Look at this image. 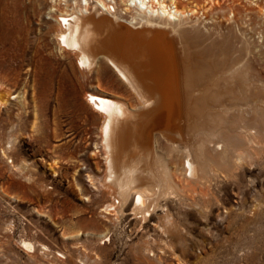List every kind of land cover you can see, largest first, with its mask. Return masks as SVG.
<instances>
[{"label": "rangeland", "instance_id": "obj_1", "mask_svg": "<svg viewBox=\"0 0 264 264\" xmlns=\"http://www.w3.org/2000/svg\"><path fill=\"white\" fill-rule=\"evenodd\" d=\"M179 1L197 12L156 30L168 33L176 54L200 44L234 68V81L218 79L210 95L219 102L210 101L202 121L183 109L172 132L198 155L197 179L186 177V155L163 129L152 131L148 159L147 143L126 144L125 163L141 161L138 187L152 189L146 216L134 209V191L125 200L106 182L105 117L86 97L116 96L137 114L146 112L142 100L106 59L80 67V53L61 45L60 16L71 7L0 0V264H252L246 255L264 264V0ZM199 120L204 129L194 131ZM209 133L220 146L201 158ZM117 201L119 212L107 213Z\"/></svg>", "mask_w": 264, "mask_h": 264}, {"label": "bare ground", "instance_id": "obj_2", "mask_svg": "<svg viewBox=\"0 0 264 264\" xmlns=\"http://www.w3.org/2000/svg\"><path fill=\"white\" fill-rule=\"evenodd\" d=\"M85 1H87L86 6H83L81 0H60L61 3L65 2L64 5L67 8L71 7V12L67 13L66 16H60L62 18L60 23L65 31L62 32L59 40L64 48L80 53L78 59L80 67L90 68L100 59H106L121 80L144 103L146 112L137 114V112L134 113L135 111L132 112L127 107L128 104L126 105L124 101L116 98V96L103 95L104 93H88L86 97L87 104L105 117L102 126V144L107 155L108 177L106 182L109 184L114 183L125 200L132 194L131 191H134V209L136 212L149 216L150 204L148 205V203L150 202H148V199L150 197L148 195L152 193V189L138 187V182L141 179L139 174L142 172L140 170L141 161L134 158L129 164L125 163L126 144L128 143L131 148L137 150L140 148V144L142 146L147 143L148 147H145V150L142 151L145 159H148L151 151L152 131L156 128L163 129L160 136L165 141L176 144L177 149L178 146H181L186 155V177L197 179L199 173L198 155L195 154L189 144L185 143L186 138H183L184 135L176 134L174 136L172 132L177 124H180L177 123V119H180L183 115V109L187 118L194 117L195 119V116H198L201 120L205 116L204 111L207 110L210 101L219 102L215 93L210 95V90L212 87L218 89L221 86L218 79H222L225 74L230 75L228 73H232L234 68H229L226 62L202 49L200 44H194L195 49L193 51L187 48L188 46L183 51L178 50V57L173 47L175 43L172 45L168 33L164 30H156L171 29L174 24L182 26V18L188 14L192 16L196 13L197 10L194 7L197 5L184 8L180 6L179 0H121L118 7L122 6L121 9L124 14H127V10L131 8V5L140 2L139 6L132 8V20L125 21L118 15L99 14V7L96 5L92 10L87 11L91 3H89V0ZM94 15H101V17L108 15L109 18L110 16L113 17V21L115 17L120 21L123 20L124 23L134 29L146 28V30L134 31L123 26H114L108 19H96ZM68 16L72 18L68 19ZM126 17L129 16L126 15ZM136 48H138L136 51L132 50ZM233 78V76L226 77L223 80L230 84L234 81ZM200 120L197 124H193L194 131L199 132L204 129V127H201L202 122ZM211 134H206L200 143L198 154L201 158H205L208 145L220 146V144H213L211 141L213 138L210 139ZM153 153L155 152L153 151ZM159 158V156L156 158L157 161ZM166 171L165 175L167 177L169 174ZM146 172L145 177L150 176L156 181L159 180L160 174L158 173L160 172L155 173L153 170H146ZM116 203L114 207L110 205L105 209L107 213L118 211L121 206H119L120 201ZM23 244L30 251H35L33 244L26 242ZM243 260L244 262L250 260L253 264L254 255H246Z\"/></svg>", "mask_w": 264, "mask_h": 264}, {"label": "built area", "instance_id": "obj_3", "mask_svg": "<svg viewBox=\"0 0 264 264\" xmlns=\"http://www.w3.org/2000/svg\"><path fill=\"white\" fill-rule=\"evenodd\" d=\"M83 3V6H86L87 1L85 0H81ZM121 0H89V3H91V6L89 7V10H92L94 5H96L97 7H99V14H103V13H107L109 15H118L124 19H127L126 15H128L129 17H131L133 9L132 8H136L137 6L140 5V2L138 1L137 4L131 5V8L129 10H127V14H124V11L121 9L122 6L118 7V4L120 3ZM148 1V0H146ZM54 5H55V10L58 9H65L64 5L61 4H65L64 3H60V1L58 0H53ZM71 3V1L69 2V4ZM84 11H86L85 8H83ZM77 11V10H75ZM86 11V12H87ZM94 11V10H93ZM64 15L66 14V11H64ZM68 19H71V16H68ZM60 21L62 22V18H60ZM63 25V23H62Z\"/></svg>", "mask_w": 264, "mask_h": 264}]
</instances>
